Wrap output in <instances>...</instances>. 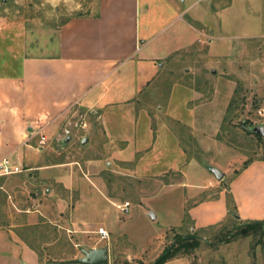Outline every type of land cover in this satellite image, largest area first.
Wrapping results in <instances>:
<instances>
[{"label": "rangeland", "instance_id": "rangeland-1", "mask_svg": "<svg viewBox=\"0 0 264 264\" xmlns=\"http://www.w3.org/2000/svg\"><path fill=\"white\" fill-rule=\"evenodd\" d=\"M231 1L221 27H216L218 20L212 15L205 20L215 25L221 40L209 41L208 35L205 42L173 56L134 102V113L141 121H149L155 137L165 127L177 139L184 151L180 169L145 168L154 145L121 142L119 153L108 154L96 116L75 108L67 112L56 138L46 132L49 140L43 148L36 136L35 145L45 153L46 161L64 163L66 169L60 175L73 184L67 189L54 178L32 194L50 208L43 220H48L47 230H51L48 239L56 242L47 259L68 260L74 252L81 257L83 249L100 246L109 249L108 264H153L182 237L197 236L201 239L198 248L177 257L190 264H264V227L243 234L245 223L230 214L221 224L197 231L192 230L188 216L195 202L216 197L246 164L264 158V137L251 132L264 126V0ZM97 2L0 0V27L14 29L27 47L45 44L56 41L68 19L92 13ZM82 122L88 124L86 129L76 126ZM65 128L71 130L72 143L64 144ZM94 129L98 134L93 133L92 145H88ZM84 137H88L86 145H82ZM211 167L228 173V178L218 180ZM12 176L0 177V183ZM20 193L13 199L0 197L4 215L10 208L3 200L8 199L14 211L15 200L17 207L31 203L27 192L22 189ZM94 198L117 211L130 203L129 211L123 212L127 224L118 228L126 235L102 239L100 226L80 237L68 232L70 216L94 208Z\"/></svg>", "mask_w": 264, "mask_h": 264}, {"label": "crops", "instance_id": "crops-1", "mask_svg": "<svg viewBox=\"0 0 264 264\" xmlns=\"http://www.w3.org/2000/svg\"><path fill=\"white\" fill-rule=\"evenodd\" d=\"M231 5V0H98L92 13L62 24L56 41L29 47L14 29L0 27V163L8 159L11 167L23 170L0 183V197L13 199L23 189L31 201L17 207L15 200L14 211L3 200L10 209L6 215L0 210V264L67 261L47 259L56 242L48 239L51 230L43 220L50 208L32 194L54 178L67 189L73 186L60 175L65 164L47 162L34 134L40 124L50 122L46 131L56 138L70 106L96 116L108 154L119 153L121 142L154 145L145 168L180 169L184 151L177 139L165 127L155 137L149 121L134 113V102L173 56L205 42L208 35L209 41L221 40L215 25L205 20L212 15L221 27ZM6 51L8 57L1 59ZM93 133L98 134L91 132L88 145ZM82 198L87 201L85 194ZM100 201L94 198V208L74 212L68 232L80 237L100 226L109 235H126L118 230L127 224L123 212ZM230 214L242 223L264 221V158L245 165L216 197L200 199L188 209L197 231L221 224ZM73 255L67 259L80 258ZM164 264L190 261L175 257Z\"/></svg>", "mask_w": 264, "mask_h": 264}, {"label": "water", "instance_id": "water-1", "mask_svg": "<svg viewBox=\"0 0 264 264\" xmlns=\"http://www.w3.org/2000/svg\"><path fill=\"white\" fill-rule=\"evenodd\" d=\"M4 3L7 2V0H2ZM251 132L254 134H257L259 136L264 137V126H256L251 129ZM70 136L65 139L64 144H67L70 141ZM87 142V139H83L82 143L85 144ZM210 171L216 176L218 180H223L224 174L220 171V169L211 167ZM239 218L238 216H236ZM151 219H155L156 216L154 213L150 214ZM173 247V245H172ZM171 250V248H170ZM83 256L80 258L72 259L64 261V264H108L110 260L109 256V249L107 247L102 248H94L91 250H82Z\"/></svg>", "mask_w": 264, "mask_h": 264}, {"label": "trees", "instance_id": "trees-1", "mask_svg": "<svg viewBox=\"0 0 264 264\" xmlns=\"http://www.w3.org/2000/svg\"><path fill=\"white\" fill-rule=\"evenodd\" d=\"M243 226L244 228L242 229L241 232L243 234L248 235L250 234V232L260 231L264 227V221H254L250 223H245V225ZM200 242L201 239L198 238L197 236L182 237L179 242L176 241V245L174 247L171 246L166 248L164 252L157 258V260L153 264H164L167 261L177 257L178 254L181 252L189 253L190 251L198 248Z\"/></svg>", "mask_w": 264, "mask_h": 264}, {"label": "built area", "instance_id": "built-area-1", "mask_svg": "<svg viewBox=\"0 0 264 264\" xmlns=\"http://www.w3.org/2000/svg\"><path fill=\"white\" fill-rule=\"evenodd\" d=\"M75 106H76L75 104L70 106L68 111L70 109H74ZM49 125H50V122L40 124L38 128L34 131L35 137L40 136L38 143L41 148H43L49 140L47 133H46L47 132L46 129ZM76 126H79L82 129H86L88 127V124L86 122H82L81 124H77ZM64 134H65V138H67L68 136L71 135V130L69 128H65ZM17 172H21V169L18 167H14V168L11 167L9 165L8 159H3L2 162L0 163V176L10 175V174H14ZM129 208H130V203H125L119 206V209L122 212H128ZM98 234L101 236L102 239H109L110 237L109 232L104 228H100L98 231Z\"/></svg>", "mask_w": 264, "mask_h": 264}]
</instances>
